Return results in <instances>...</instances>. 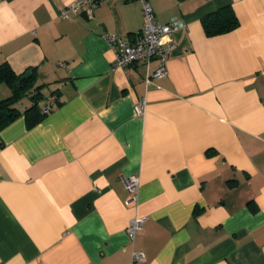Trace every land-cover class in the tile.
<instances>
[{
    "label": "crops",
    "instance_id": "1",
    "mask_svg": "<svg viewBox=\"0 0 264 264\" xmlns=\"http://www.w3.org/2000/svg\"><path fill=\"white\" fill-rule=\"evenodd\" d=\"M69 1L0 0V63L34 70L40 109L56 95L34 125L0 128V264H264V0H147L186 23L149 83L157 61L114 67L104 38L142 31V3L62 18ZM224 5L238 26L207 36L201 17Z\"/></svg>",
    "mask_w": 264,
    "mask_h": 264
},
{
    "label": "built area",
    "instance_id": "2",
    "mask_svg": "<svg viewBox=\"0 0 264 264\" xmlns=\"http://www.w3.org/2000/svg\"><path fill=\"white\" fill-rule=\"evenodd\" d=\"M105 0H71L63 5L59 10L62 18H71L74 14L83 10L86 14H92L95 8ZM142 3L145 21L142 31L136 33L131 38H123L119 35L106 33L104 38L110 47L114 49L112 65L114 67H124L135 61L141 60L147 66L151 59L157 61L151 73H146L144 80L149 83L153 77H161L166 73V60L174 42L172 34L186 27V23L180 19H171L167 22H159L154 19L152 9L147 0H139ZM56 95L51 93L45 99L41 112L47 113L52 109ZM145 109V98L140 97L135 105L134 111L137 115L143 114ZM125 189L135 194L138 186V176L128 175L123 177ZM143 216H135L129 219L126 226L128 240L133 242L136 233L142 228ZM144 259L142 250L132 251V260Z\"/></svg>",
    "mask_w": 264,
    "mask_h": 264
},
{
    "label": "trees",
    "instance_id": "3",
    "mask_svg": "<svg viewBox=\"0 0 264 264\" xmlns=\"http://www.w3.org/2000/svg\"><path fill=\"white\" fill-rule=\"evenodd\" d=\"M201 24L204 33L207 36H212L236 28L238 19L232 7L224 5L202 16ZM23 73H16L6 61L0 63V82H5L12 89L9 96L0 99V128L20 114H24L27 126L30 127L40 121L45 114L41 112L38 104L41 93L38 90L40 85L35 86L36 75L34 70L32 69L28 78H21ZM31 88L36 90L31 95L32 102L23 111H20L14 104L25 96Z\"/></svg>",
    "mask_w": 264,
    "mask_h": 264
},
{
    "label": "water",
    "instance_id": "4",
    "mask_svg": "<svg viewBox=\"0 0 264 264\" xmlns=\"http://www.w3.org/2000/svg\"><path fill=\"white\" fill-rule=\"evenodd\" d=\"M32 73V68H27L24 73L22 74L21 78H28ZM19 83V82H18Z\"/></svg>",
    "mask_w": 264,
    "mask_h": 264
}]
</instances>
